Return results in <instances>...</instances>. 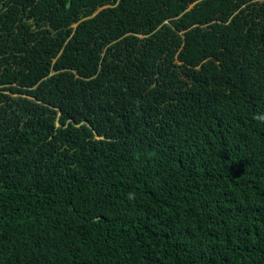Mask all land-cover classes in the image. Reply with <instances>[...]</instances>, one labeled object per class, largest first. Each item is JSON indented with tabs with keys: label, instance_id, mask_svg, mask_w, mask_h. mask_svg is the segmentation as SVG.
Returning <instances> with one entry per match:
<instances>
[{
	"label": "trees",
	"instance_id": "trees-1",
	"mask_svg": "<svg viewBox=\"0 0 264 264\" xmlns=\"http://www.w3.org/2000/svg\"><path fill=\"white\" fill-rule=\"evenodd\" d=\"M0 264H264V0H0Z\"/></svg>",
	"mask_w": 264,
	"mask_h": 264
}]
</instances>
